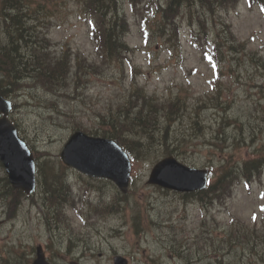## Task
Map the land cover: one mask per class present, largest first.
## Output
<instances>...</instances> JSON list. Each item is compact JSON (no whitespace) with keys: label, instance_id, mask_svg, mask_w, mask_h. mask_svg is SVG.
<instances>
[{"label":"rangeland","instance_id":"374dc122","mask_svg":"<svg viewBox=\"0 0 264 264\" xmlns=\"http://www.w3.org/2000/svg\"><path fill=\"white\" fill-rule=\"evenodd\" d=\"M27 1L33 4L41 2L46 7V18L51 22L48 36L54 43L61 47L67 45L72 53H83L90 60L94 58V46L88 37L87 22L83 19L79 0ZM226 18L237 37L246 42L250 50L264 47V19L257 11L247 9L241 2L235 11L227 13ZM176 21L182 35L185 34L187 21L180 17ZM162 23L161 16L148 21L146 28L150 30V38L147 45H142L143 37L131 16V29L126 41L131 47H137V51L129 55L130 63L111 64L99 75L89 73L79 88L71 81L68 96L48 94L41 87L23 92L11 118L18 121L19 135L28 146L47 155L36 160L38 164L43 166L44 160H52L56 162L54 166L57 169H54L58 172L63 166L59 152L71 128L76 122L90 129L97 127L94 112L123 100L132 77L150 94H156L162 100L172 99L176 94L193 98L209 92V84L215 77L213 70L202 62L196 48L184 36L178 51L163 45L159 37L161 30L158 33ZM166 23L170 25L168 20ZM241 80L239 83L232 74L224 72L219 81L222 98L230 105V115H245L247 102L261 95L252 86L260 84L261 79L252 82L242 77ZM17 85H22V82H17ZM212 115H215L212 109L197 115V108L194 113L189 107L170 130L173 134L186 131L190 117L204 119L206 124L214 126L220 119H215L216 115L211 119ZM239 126V123L233 124L228 130L235 140H239L241 132L243 137L251 133L249 129L245 130L244 124L241 128ZM198 130L196 125L195 131ZM188 141L187 152L177 151L176 155L180 154L181 161L196 168H215L228 153L231 158H222V161H228L229 166L244 159L251 160V156L257 154L264 155V147L254 150L243 146L230 151L226 146L219 152L220 148L211 151L197 138L191 137ZM257 142L258 145L264 144V133L258 135ZM153 161L151 157L132 161L130 195L117 207L120 213L112 214L109 221L104 220L106 223H100L98 227H83L77 221L74 222L75 227L71 226L65 215L51 207L55 194L39 188V182L37 194L33 198H23L18 211L16 196L10 204L0 200V264H26L32 259V248L45 244L49 245L56 264H112L116 255L126 258L128 264H264V248H257L254 251L256 255H252L247 246L221 241L232 221L251 224L258 218L256 223H259V215L264 213V172L260 182L254 183L251 189L246 190L239 185L226 202L207 210L208 199L202 204L185 202L179 194L147 186L145 181ZM65 171L71 186L77 191L82 183L89 182L106 198L117 192L106 181L92 180L69 169ZM2 174L1 170L0 178ZM1 192H8L4 184ZM90 196L95 198L97 195L91 193ZM203 218L205 221L201 225ZM69 240L75 243L71 252L67 251ZM169 252L174 257L171 258Z\"/></svg>","mask_w":264,"mask_h":264},{"label":"trees","instance_id":"16d2710c","mask_svg":"<svg viewBox=\"0 0 264 264\" xmlns=\"http://www.w3.org/2000/svg\"><path fill=\"white\" fill-rule=\"evenodd\" d=\"M128 1L134 14L143 22L149 10L145 4L150 7L152 0ZM172 1L175 6H179L183 1L188 0ZM81 2L95 25L91 37L97 61L85 63L75 57L73 67L67 52L63 48L57 49L56 44L47 39V33L42 30H46L47 26L36 15L41 14L38 10L25 7L20 0L2 1L0 18L6 42L0 47L1 94L4 96L8 94L7 87L11 86L10 82L16 84L22 82L26 85V81H30L45 86L49 90H55L62 81L72 75L80 76L86 68L97 74L103 69L99 63L121 61L122 57L126 56L128 49L124 43V36L129 31V24L122 7L118 14L115 11L116 3L119 7L121 3L124 4V0H81ZM132 93L133 95H129L125 101L115 106L109 105L103 113L98 115L99 123L109 126L102 135L118 140L128 148L140 146V142L134 141L133 137L150 133L154 126V121L150 120L148 113L144 111V102L149 104V101L145 99L148 97L140 89ZM132 150L139 152L137 149ZM257 164L259 165L260 161ZM242 166L245 171H252L256 164L251 162L244 163ZM223 169L225 170L226 166ZM238 170L233 169L227 171L224 176L220 175L208 190L219 189L217 199L224 196V191L228 190L229 193L235 178L232 180L228 175H233ZM49 173L53 174L54 170L49 169ZM228 230L227 244L236 242L244 246L249 245L254 249L264 248V216L258 224L256 220L251 224L237 223L233 229Z\"/></svg>","mask_w":264,"mask_h":264},{"label":"water","instance_id":"95a60500","mask_svg":"<svg viewBox=\"0 0 264 264\" xmlns=\"http://www.w3.org/2000/svg\"><path fill=\"white\" fill-rule=\"evenodd\" d=\"M9 105L0 99V113L5 114ZM61 157L69 166L96 176H107L117 182L121 189L122 170L115 166L120 153L117 147L107 141L93 140L80 133L74 134L64 147ZM0 160L7 168L13 187L21 188L26 193L34 189V167L28 150L21 145L8 123L0 120ZM113 163L111 167L106 166ZM85 168L89 169L87 171ZM170 168H174L171 170ZM205 171L188 170L177 165L173 160H165L159 164L151 176V182L161 184L178 191L202 189L206 179ZM176 179L175 182L170 178ZM185 179V181L182 180ZM125 262L116 260L115 264ZM33 264H47L43 254L37 250V258Z\"/></svg>","mask_w":264,"mask_h":264},{"label":"bare ground","instance_id":"6f19581e","mask_svg":"<svg viewBox=\"0 0 264 264\" xmlns=\"http://www.w3.org/2000/svg\"><path fill=\"white\" fill-rule=\"evenodd\" d=\"M46 187H48V186H46ZM48 189V188H47Z\"/></svg>","mask_w":264,"mask_h":264}]
</instances>
